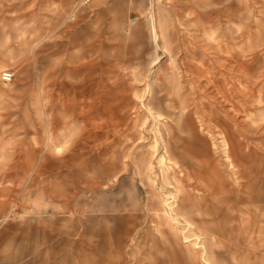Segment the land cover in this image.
<instances>
[{
  "label": "rangeland",
  "instance_id": "374dc122",
  "mask_svg": "<svg viewBox=\"0 0 264 264\" xmlns=\"http://www.w3.org/2000/svg\"><path fill=\"white\" fill-rule=\"evenodd\" d=\"M79 2L0 0V264H205L185 191L264 195V0Z\"/></svg>",
  "mask_w": 264,
  "mask_h": 264
},
{
  "label": "crops",
  "instance_id": "0c3cea01",
  "mask_svg": "<svg viewBox=\"0 0 264 264\" xmlns=\"http://www.w3.org/2000/svg\"><path fill=\"white\" fill-rule=\"evenodd\" d=\"M259 195L229 191L206 194L201 199L193 200L188 194L197 212L200 213L198 219L200 230L206 234L213 244L212 247L216 245L224 248L220 252L213 251L212 264H230L232 258H242V264H252L254 260L263 263L264 206L257 207L262 211L260 218H256L257 214L253 211L255 207L253 209L246 207L249 203H264V195ZM244 205L246 208H243ZM151 210L157 214L155 210ZM157 219L159 220L158 214ZM246 222L251 223L250 228L245 229L243 225ZM241 246L257 251L248 249L243 252L239 249Z\"/></svg>",
  "mask_w": 264,
  "mask_h": 264
},
{
  "label": "bare ground",
  "instance_id": "6f19581e",
  "mask_svg": "<svg viewBox=\"0 0 264 264\" xmlns=\"http://www.w3.org/2000/svg\"><path fill=\"white\" fill-rule=\"evenodd\" d=\"M185 199L182 200V208H186L190 211H197L196 207L193 205L190 197H188V194L187 192L185 191ZM169 200L172 199V198H168ZM172 204V201L170 200L169 202H165V206L167 208L168 211H170V213H166L165 212V216H166V219L163 223V226L161 227V231L163 232L164 231V227L168 228L170 231H174L172 228L173 226L175 225V220L172 218L173 216V213L171 211V208L170 206ZM162 209V208H161ZM189 232V230H188ZM183 243H192L191 245L194 246V250L196 252V254L198 255L199 259L204 262L205 264H212L211 263V257H210V253L206 251V248L202 246V244H199V243H195L193 242L192 240V236L190 235V233L188 234H185L183 239H182V244ZM179 244V242H178ZM208 256V257H207Z\"/></svg>",
  "mask_w": 264,
  "mask_h": 264
},
{
  "label": "built area",
  "instance_id": "2783aa9c",
  "mask_svg": "<svg viewBox=\"0 0 264 264\" xmlns=\"http://www.w3.org/2000/svg\"><path fill=\"white\" fill-rule=\"evenodd\" d=\"M95 1L96 0H80L79 5L84 7L94 3ZM2 74V78L5 82H11L14 78V74L10 71H4Z\"/></svg>",
  "mask_w": 264,
  "mask_h": 264
}]
</instances>
